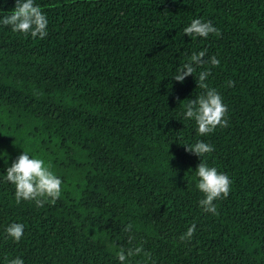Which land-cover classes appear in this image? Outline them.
I'll return each mask as SVG.
<instances>
[{
  "label": "trees",
  "instance_id": "1",
  "mask_svg": "<svg viewBox=\"0 0 264 264\" xmlns=\"http://www.w3.org/2000/svg\"><path fill=\"white\" fill-rule=\"evenodd\" d=\"M34 3L43 39L0 24V264H121V247L141 245L125 264H264V0ZM14 6L0 0V18ZM196 18L221 34H183ZM201 50L220 63L196 75L210 70L227 108L206 136L183 119L205 90L172 78ZM198 140L214 150L185 151ZM23 151L61 179L54 204L16 203L4 176ZM200 160L231 181L216 214L198 203ZM14 222L19 242L5 232Z\"/></svg>",
  "mask_w": 264,
  "mask_h": 264
},
{
  "label": "clouds",
  "instance_id": "2",
  "mask_svg": "<svg viewBox=\"0 0 264 264\" xmlns=\"http://www.w3.org/2000/svg\"><path fill=\"white\" fill-rule=\"evenodd\" d=\"M3 10L0 9V12ZM0 24L10 26L13 32H19L32 37L43 39L47 36L48 20L39 5L34 0H15V6L10 14L0 18ZM183 34L193 38H207L209 34L219 36L220 30L211 21H203L200 18L193 19L191 23L183 29ZM206 50L193 53L190 61L181 64L176 73L172 76L175 81L183 82L189 75H194L197 86L205 91L195 99H189L185 104L183 119L194 120L197 126L196 131L200 136L212 133L217 126L226 127L227 121L224 118L227 112L226 105L222 102V97L214 88H210L206 83L210 70L205 69L196 75V67L210 63L218 66L220 61L212 56L205 60ZM228 86H234L233 81H228ZM186 152L193 153L198 157L204 156L214 150L211 144L198 140L194 144H183ZM4 179L15 187V201L17 204L21 200L34 201L38 207H43L45 202L54 204L61 195V179L56 176L50 166L40 158H34L29 153L23 151L6 168ZM196 176L198 181L196 187L203 194L199 200L202 211L216 214L217 209L213 203L217 199L226 198L229 195L231 181L229 177L217 171L215 167H210L206 162L200 160L196 166ZM124 231H131V225H125ZM196 230V225L192 224L179 239L183 241L191 240ZM7 237L19 242L24 235V225L21 223H11L5 229ZM129 237V243L132 241ZM143 247L137 246L125 250L123 247L117 252V259L121 264H125L128 257L139 255ZM146 254V253H145ZM147 255V254H146ZM8 264H24L20 257L8 260Z\"/></svg>",
  "mask_w": 264,
  "mask_h": 264
}]
</instances>
